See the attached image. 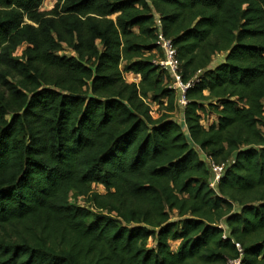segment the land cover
<instances>
[{
    "label": "trees",
    "instance_id": "trees-1",
    "mask_svg": "<svg viewBox=\"0 0 264 264\" xmlns=\"http://www.w3.org/2000/svg\"><path fill=\"white\" fill-rule=\"evenodd\" d=\"M43 2L0 0V264H264V0Z\"/></svg>",
    "mask_w": 264,
    "mask_h": 264
},
{
    "label": "built area",
    "instance_id": "built-area-1",
    "mask_svg": "<svg viewBox=\"0 0 264 264\" xmlns=\"http://www.w3.org/2000/svg\"><path fill=\"white\" fill-rule=\"evenodd\" d=\"M155 26L157 27V49L155 50L156 56L153 62L165 69L171 76V83L169 87L175 89L179 96L178 102L180 105L186 104L185 92L190 87L193 82L198 81L195 77L191 82L184 83L182 79V69L180 67V62L177 58V49L173 44L172 39L167 38L162 31V22L158 14L155 18ZM152 112V111H151ZM213 179L210 182L212 188H216L217 184L220 182L221 177L225 170V164H218L212 162ZM237 247L241 250V245L236 243ZM227 264H242L241 258L229 260Z\"/></svg>",
    "mask_w": 264,
    "mask_h": 264
},
{
    "label": "rangeland",
    "instance_id": "rangeland-1",
    "mask_svg": "<svg viewBox=\"0 0 264 264\" xmlns=\"http://www.w3.org/2000/svg\"><path fill=\"white\" fill-rule=\"evenodd\" d=\"M56 0H44L43 2V5H42V9H50L53 7L54 3H55ZM115 16V15H114ZM113 16V17H114ZM25 48V45H22L18 48V50L16 51V54L17 55H22L23 53V50ZM61 54H64V55H72L73 54V51L67 47L66 45H64L63 47V50L60 52ZM220 58H221V55H220ZM219 61V56L215 58V62H218ZM124 67V64H122V68ZM125 78L128 82H132L133 80L135 79H139L138 77L134 76V75H127L125 74ZM151 113L152 115L157 118L161 113L165 112L163 109H162V106L156 104V102H151ZM209 108V112L205 113L204 117H205V121H204V124L206 125H210L213 121H215L217 119V116L211 111L210 107ZM174 116L175 118H177L178 120H180L181 118V105L177 102V108L174 112ZM205 125V126H206ZM99 189L101 191H104L103 187L101 186H98ZM154 243L152 240L149 241V245L152 246ZM170 245L172 247L173 250H175L178 246V241L175 242V241H170Z\"/></svg>",
    "mask_w": 264,
    "mask_h": 264
},
{
    "label": "crops",
    "instance_id": "crops-1",
    "mask_svg": "<svg viewBox=\"0 0 264 264\" xmlns=\"http://www.w3.org/2000/svg\"><path fill=\"white\" fill-rule=\"evenodd\" d=\"M130 75L138 76V75H135V74H131V73H130ZM135 80H137V79H135Z\"/></svg>",
    "mask_w": 264,
    "mask_h": 264
},
{
    "label": "water",
    "instance_id": "water-1",
    "mask_svg": "<svg viewBox=\"0 0 264 264\" xmlns=\"http://www.w3.org/2000/svg\"><path fill=\"white\" fill-rule=\"evenodd\" d=\"M89 95H90V96H92V94H91V93H90Z\"/></svg>",
    "mask_w": 264,
    "mask_h": 264
},
{
    "label": "bare ground",
    "instance_id": "bare-ground-1",
    "mask_svg": "<svg viewBox=\"0 0 264 264\" xmlns=\"http://www.w3.org/2000/svg\"><path fill=\"white\" fill-rule=\"evenodd\" d=\"M136 77H138V78H139V76H136Z\"/></svg>",
    "mask_w": 264,
    "mask_h": 264
}]
</instances>
